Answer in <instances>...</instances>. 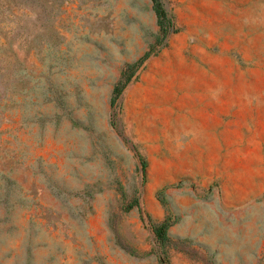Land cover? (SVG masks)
<instances>
[{"label":"rangeland","instance_id":"1","mask_svg":"<svg viewBox=\"0 0 264 264\" xmlns=\"http://www.w3.org/2000/svg\"><path fill=\"white\" fill-rule=\"evenodd\" d=\"M0 264H264V0H0Z\"/></svg>","mask_w":264,"mask_h":264},{"label":"trees","instance_id":"2","mask_svg":"<svg viewBox=\"0 0 264 264\" xmlns=\"http://www.w3.org/2000/svg\"><path fill=\"white\" fill-rule=\"evenodd\" d=\"M162 240V239H161Z\"/></svg>","mask_w":264,"mask_h":264}]
</instances>
